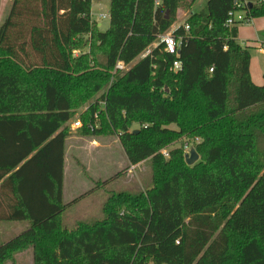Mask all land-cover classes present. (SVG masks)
Returning a JSON list of instances; mask_svg holds the SVG:
<instances>
[{"label": "trees", "instance_id": "trees-1", "mask_svg": "<svg viewBox=\"0 0 264 264\" xmlns=\"http://www.w3.org/2000/svg\"><path fill=\"white\" fill-rule=\"evenodd\" d=\"M195 2L111 0L102 32L92 0H14L0 27V222L30 226L0 244V264L29 248L33 264H264V85L241 24L227 25L235 10L264 17V0H207L172 32L179 55L160 41L139 59ZM119 61L130 69L111 82ZM102 91L104 128L130 165L151 161L152 185L112 195L102 221L69 230L64 126ZM98 109L82 114L84 134H97Z\"/></svg>", "mask_w": 264, "mask_h": 264}, {"label": "rangeland", "instance_id": "rangeland-1", "mask_svg": "<svg viewBox=\"0 0 264 264\" xmlns=\"http://www.w3.org/2000/svg\"><path fill=\"white\" fill-rule=\"evenodd\" d=\"M242 1V0H241ZM34 5H38L37 1H30ZM246 4L255 3L251 0H245ZM14 0H0V18L3 17L5 11L12 9ZM207 0H196L190 10L180 9L177 15V22L174 24L170 32H173L176 25H183L192 13L202 11L206 6ZM259 4V3H258ZM39 6V5H38ZM111 0H93L92 16L96 24H100L99 28L102 32L109 29L110 18L109 11ZM5 15V19L9 17V13ZM106 16L103 18V16ZM28 18L31 19L30 13ZM2 20V25L6 20ZM4 21V22H3ZM252 24H241L239 26V41L243 43V47L250 46L251 69L263 78L264 76V31L260 27L264 24V17L253 19ZM1 25V26H2ZM0 26V27H1ZM19 30H23L21 27ZM162 38L155 44L159 43ZM84 45L91 46L90 38L82 37ZM155 44L150 46L139 59L151 53ZM86 46V45H85ZM82 50H75L74 55L79 56ZM137 59V60H139ZM123 74V72H121ZM112 72V81L115 75ZM103 91L94 95V97L76 110L73 119L64 126L67 134L64 146L63 157V202L67 205L63 213V226L69 230H75L79 225H93L104 219V204L110 197L116 193L129 192L137 194L146 190L152 185V165L147 160L137 166L130 165L124 148L115 135L110 134L104 128L101 114L104 111V103L99 102ZM99 104V109L95 114V123L88 124V128L96 130L95 135L84 134V120L81 117L83 113L92 104ZM80 122L81 128H74V124ZM170 128L175 129L172 125ZM140 126L134 124L132 130H139ZM186 140L178 142L169 149L181 147ZM189 144L193 143L190 141ZM186 154V153H185ZM30 224L28 222H0V244L4 241L23 233ZM33 261V250L31 248L19 252L15 255L13 261L6 264H30Z\"/></svg>", "mask_w": 264, "mask_h": 264}, {"label": "built area", "instance_id": "built-area-1", "mask_svg": "<svg viewBox=\"0 0 264 264\" xmlns=\"http://www.w3.org/2000/svg\"><path fill=\"white\" fill-rule=\"evenodd\" d=\"M244 6V3H237L236 7L238 9L242 8ZM106 16L104 15L103 18H105ZM235 24H252V20H246L245 18V13H243L242 11H232L229 14V19L227 22V25L229 26H233ZM186 30H189V27H186ZM161 42L165 44V48L167 51L172 52V53H177V51L180 49L181 47V39H176L172 32H169L167 34H165L164 36L161 37ZM262 51L264 52V45H262ZM130 69V66L125 64L124 62L119 61L114 69V73H119V72H126ZM213 72V69L210 70V73ZM74 128H81L82 124L80 122H77L76 124H74ZM192 144L186 143L184 145V150L185 153H189L190 150L192 148H195V143H199V139H196L195 142H192ZM162 154L164 155V157L168 158L169 157V151L168 149H164L162 150Z\"/></svg>", "mask_w": 264, "mask_h": 264}, {"label": "crops", "instance_id": "crops-1", "mask_svg": "<svg viewBox=\"0 0 264 264\" xmlns=\"http://www.w3.org/2000/svg\"><path fill=\"white\" fill-rule=\"evenodd\" d=\"M243 1V3H246L245 2V0H242ZM252 2L254 1L255 3H252L253 5H256V4H258V3H260L261 1H263V0H251ZM92 2H93V0H92ZM10 10V7H9V9H8V11ZM7 10L5 11V14H4V16L2 17L1 16V18H0V26L2 25V20H4L5 19V15H7V12H8ZM9 12H11V11H9ZM110 12V11H109ZM10 14V13H9ZM6 20V19H5ZM4 22V21H3ZM253 23V22H252ZM182 25V24H181ZM181 25H176V28L177 27H179V26H181ZM101 25L100 24H98V27H100ZM175 28V29H176ZM260 29L262 30V31H264V24L260 27ZM264 34V33H263ZM262 34V35H263ZM238 36H239V33H238ZM263 37V36H262ZM264 38V37H263ZM240 39V38H239ZM241 43V42H240ZM157 44H155V46H156ZM241 45L242 46H244L243 45V43H241ZM247 47H250V46H247ZM263 52V51H262ZM250 73H251V78H252V80H253V82L256 84V85H264V76H263V78H261L260 76H258L257 74H255L253 71H252V69H251V65H250ZM137 166V165H136ZM8 241V240H7ZM4 242H6V241H4ZM3 242V243H4ZM30 264H33V261L32 262H30Z\"/></svg>", "mask_w": 264, "mask_h": 264}, {"label": "water", "instance_id": "water-1", "mask_svg": "<svg viewBox=\"0 0 264 264\" xmlns=\"http://www.w3.org/2000/svg\"><path fill=\"white\" fill-rule=\"evenodd\" d=\"M168 14L169 13H167V15ZM262 36L264 37V34ZM177 54L179 55L180 51H178ZM138 132H139V130H135V133H138ZM199 159H200V156L197 153L195 148H192L189 153L185 154V161H186L187 165H189V166H192L195 163H197L199 161Z\"/></svg>", "mask_w": 264, "mask_h": 264}]
</instances>
